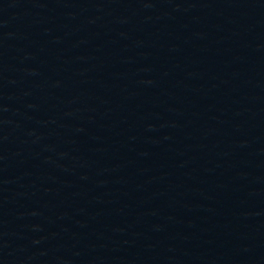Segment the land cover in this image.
<instances>
[{"label": "water", "instance_id": "1", "mask_svg": "<svg viewBox=\"0 0 264 264\" xmlns=\"http://www.w3.org/2000/svg\"><path fill=\"white\" fill-rule=\"evenodd\" d=\"M198 264H264V117L235 173Z\"/></svg>", "mask_w": 264, "mask_h": 264}]
</instances>
